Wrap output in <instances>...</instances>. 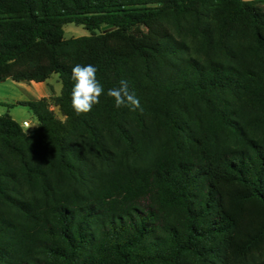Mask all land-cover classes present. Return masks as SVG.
<instances>
[{
    "label": "trees",
    "instance_id": "1",
    "mask_svg": "<svg viewBox=\"0 0 264 264\" xmlns=\"http://www.w3.org/2000/svg\"><path fill=\"white\" fill-rule=\"evenodd\" d=\"M263 4L0 0V83H62L31 132L0 116V264H264ZM76 64L105 89L80 115Z\"/></svg>",
    "mask_w": 264,
    "mask_h": 264
},
{
    "label": "clouds",
    "instance_id": "2",
    "mask_svg": "<svg viewBox=\"0 0 264 264\" xmlns=\"http://www.w3.org/2000/svg\"><path fill=\"white\" fill-rule=\"evenodd\" d=\"M98 69L91 65L76 64L71 68V79L74 82L71 91V105L77 115L92 111L94 105L100 103V97L105 89L97 79ZM107 96L114 99L115 107H126L131 111H141L140 100L129 87L126 79L118 82V87L107 90Z\"/></svg>",
    "mask_w": 264,
    "mask_h": 264
},
{
    "label": "rangeland",
    "instance_id": "3",
    "mask_svg": "<svg viewBox=\"0 0 264 264\" xmlns=\"http://www.w3.org/2000/svg\"><path fill=\"white\" fill-rule=\"evenodd\" d=\"M264 6V4H263ZM89 32L83 26H77L75 24H69L64 27V36L66 39L80 38L88 36ZM28 83L31 82H15L13 80H7L0 83V113L5 115L9 110L21 123L27 121L30 124L29 128L24 129L26 133L32 131L37 124V119L29 108L18 105L26 102L29 97L27 91ZM46 91L53 92L55 95H60L62 90V83L58 75H53L48 81ZM32 88V87H31ZM34 92V89L31 93ZM12 105V107H8ZM51 109L54 111L56 117L59 120L64 121L65 118L60 113L59 109L52 103ZM2 115V114H1Z\"/></svg>",
    "mask_w": 264,
    "mask_h": 264
},
{
    "label": "crops",
    "instance_id": "4",
    "mask_svg": "<svg viewBox=\"0 0 264 264\" xmlns=\"http://www.w3.org/2000/svg\"><path fill=\"white\" fill-rule=\"evenodd\" d=\"M48 81V80H47ZM44 82V83H34V82H31V83H28V86L26 87L27 88V92L28 93V97L29 99L26 101V102H36V101H40L42 99H48V100H51L53 98H56L57 96L59 95H55L53 92H48L46 91V86L48 85V83ZM25 83V82H24ZM32 87V88H31ZM34 89V92L31 93V91ZM21 102H24V101H21ZM2 114V115H1ZM6 114H9L12 116V118L24 129V124L25 123H28L27 121H24L23 123H21L14 115H12L11 111L9 110ZM0 116H3V113H0ZM35 117V116H34ZM36 118V117H35ZM37 119V118H36ZM38 125V120H37V124L36 126ZM35 126V127H36ZM34 127V128H35ZM33 128V129H34ZM32 129V130H33ZM25 131V130H24ZM31 132V131H30Z\"/></svg>",
    "mask_w": 264,
    "mask_h": 264
},
{
    "label": "built area",
    "instance_id": "5",
    "mask_svg": "<svg viewBox=\"0 0 264 264\" xmlns=\"http://www.w3.org/2000/svg\"><path fill=\"white\" fill-rule=\"evenodd\" d=\"M30 127V124L29 123H25L24 124V128H29Z\"/></svg>",
    "mask_w": 264,
    "mask_h": 264
},
{
    "label": "water",
    "instance_id": "6",
    "mask_svg": "<svg viewBox=\"0 0 264 264\" xmlns=\"http://www.w3.org/2000/svg\"><path fill=\"white\" fill-rule=\"evenodd\" d=\"M111 28H109V27H106V28H104L103 30L105 31V32H107L108 30H110Z\"/></svg>",
    "mask_w": 264,
    "mask_h": 264
}]
</instances>
